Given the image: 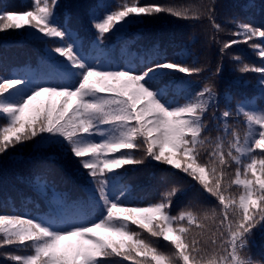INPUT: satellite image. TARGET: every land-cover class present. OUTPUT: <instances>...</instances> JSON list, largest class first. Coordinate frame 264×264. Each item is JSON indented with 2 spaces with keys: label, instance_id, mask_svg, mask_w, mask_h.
Returning <instances> with one entry per match:
<instances>
[{
  "label": "snow or ice",
  "instance_id": "6c2138e0",
  "mask_svg": "<svg viewBox=\"0 0 264 264\" xmlns=\"http://www.w3.org/2000/svg\"><path fill=\"white\" fill-rule=\"evenodd\" d=\"M58 3L32 0L20 12L0 9V33L24 30L23 35L45 43L58 40L49 55L64 58L55 61L60 82L0 76V155L33 140L58 145L65 155L70 152L91 178L87 185L95 218L0 213V249H9L0 256L10 264H105L113 257L128 264H253L245 250L254 243V230L264 228V109L257 110L249 98L236 105V115L244 117L242 138L229 126L232 111L227 107L220 116L210 117L216 122L210 127L204 117L218 105L215 85L205 83L191 93L190 81L184 78L200 73L196 61L189 66L186 59L169 61L149 51L139 63L124 59L121 67L106 57H90L79 35L68 27L67 14L63 20L58 16ZM215 8L212 0L205 12L219 31ZM162 13L198 18L187 8L124 0L92 14L96 38L89 47L106 51V34L118 36L143 18ZM230 22L233 38L223 42L221 52L251 41L249 46L264 62V27L235 18ZM239 71L258 73L264 94V63L244 64ZM177 93H184L183 103L175 98ZM136 149L144 152L143 158H136ZM147 158L190 177L216 206L172 215L175 188L159 202L130 203L126 186L120 184L124 173L118 170ZM233 165L230 176L226 169ZM160 240L170 250H162Z\"/></svg>",
  "mask_w": 264,
  "mask_h": 264
},
{
  "label": "trees",
  "instance_id": "16d2710c",
  "mask_svg": "<svg viewBox=\"0 0 264 264\" xmlns=\"http://www.w3.org/2000/svg\"><path fill=\"white\" fill-rule=\"evenodd\" d=\"M32 0H0V9L10 12L26 10ZM124 0H59L57 14L63 20L65 14L70 18L68 27L78 34L84 42L89 56L106 57L114 62L113 66H123L124 59H139L149 51L158 52L166 60L186 59L189 66L196 61L199 74L184 77L190 81L189 92L199 91L205 83L215 85L218 105L206 113L204 120L211 127L215 121L210 117L220 116L225 108L232 111L228 123L235 128L241 138L245 131L244 117L236 115V105L245 98L251 99L257 110L264 109V94L261 93L258 73H242L244 64L261 66L258 53L249 44H239L221 52L223 42L232 39L235 30L231 19L252 23L264 27V0H215V22L221 29H213L205 6L212 0H137L141 4H161L177 8H187L193 19H177L167 14L143 18V22L134 24L118 36L106 34L101 49L93 50L89 42L95 40L96 31L91 23L92 14H102L113 4ZM200 13H204L200 15ZM77 27V28H75ZM24 30H8L0 33V76L25 75L26 78L46 77L60 82L61 77L52 56L43 53L41 46L32 38L23 35ZM258 42V41H257ZM42 50V51H41ZM131 53V56H128ZM238 58V59H236ZM99 64V60H94ZM218 69H222L217 72ZM177 76L182 74L177 73ZM184 93L175 94L179 99ZM230 96V101L226 100ZM0 119V125H3ZM218 133L213 130L211 136ZM37 140L39 137L36 138ZM60 151L55 144L37 145L35 141L10 148L8 153L0 155V213H17L36 218L61 219L65 214L78 215L85 219L95 218L96 209L89 191L86 170L79 168L76 160L67 161L59 155L45 151ZM138 150V153H135ZM134 150L136 158H143L144 152ZM62 151V150H61ZM207 153L205 152L204 155ZM256 154H260L257 150ZM118 155V154H117ZM71 159L72 155L70 156ZM203 159V156H202ZM124 173L120 184L126 186L129 202L147 206L159 202L164 194L176 189L169 209L176 215L182 210L202 212L216 206L214 198L204 193L190 177L159 164L150 158L139 165H127L118 170ZM234 175L235 166L226 169ZM235 192V186L231 189ZM147 236V235H145ZM250 243L245 250L253 264H264V228L254 230ZM162 250H170L167 242L158 241ZM8 248L0 249L7 252ZM128 264L120 258H110L105 264ZM0 264H10L0 256Z\"/></svg>",
  "mask_w": 264,
  "mask_h": 264
},
{
  "label": "rangeland",
  "instance_id": "374dc122",
  "mask_svg": "<svg viewBox=\"0 0 264 264\" xmlns=\"http://www.w3.org/2000/svg\"><path fill=\"white\" fill-rule=\"evenodd\" d=\"M58 5H59V3H58ZM58 8V7H57ZM75 28H77V27H75ZM76 34V33H75ZM31 38V37H30ZM45 39H47V38H45ZM32 40L34 41V42H36L37 41V43L41 46V49L43 50H41L43 53L45 52V54H47L49 57H50V55H49V51H50V49L53 47V46H55L57 43H59V41L58 40H55V39H53V40H48V42L47 43H45V41L44 40H41V39H33L32 38ZM104 43H106V42H104ZM53 55V56H52ZM51 56H52V59L54 58V60L56 61V60H61V61H63L64 60V58L63 57H59L57 54H55V53H51ZM65 63H66V61H64ZM46 153H52V154H55V155H59L60 156V158H62V159H67V161H73V160H76V158H73V159H71V153L69 152L67 155H65L64 153H63V151H51V150H48V151H45ZM139 151L138 150H136V152L135 153H138ZM79 168H81L80 166H79ZM89 179H91L90 177H89ZM133 227V229L134 230H137V231H139V229H135V226H132ZM144 235H147L146 233H144Z\"/></svg>",
  "mask_w": 264,
  "mask_h": 264
}]
</instances>
